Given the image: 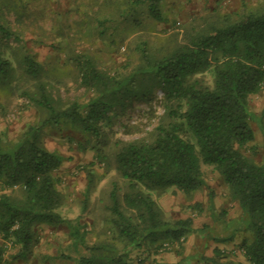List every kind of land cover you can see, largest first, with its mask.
<instances>
[{
    "label": "trees",
    "instance_id": "16d2710c",
    "mask_svg": "<svg viewBox=\"0 0 264 264\" xmlns=\"http://www.w3.org/2000/svg\"><path fill=\"white\" fill-rule=\"evenodd\" d=\"M7 2L10 0H0V84L4 86L10 85L16 71L6 57L4 43L21 40L5 22L2 12L12 5ZM13 2L22 4L23 0ZM163 2L126 0L119 18L139 24V17L146 15L164 22ZM115 22L109 17L99 19V34L105 37L112 29L117 35L120 27L110 25ZM140 53L142 64L123 77L99 70L88 55L73 56L70 62L82 87L94 96L84 105L59 108L40 81L41 64L25 51L18 66L36 81L35 96L30 98L46 118L29 125L13 147L0 146L2 191L20 187L19 195L0 194V237L19 248L11 260L31 250L39 225L70 229L74 242L86 251L75 264H127L131 248L186 239L193 232L192 221L168 222L153 195L181 191L190 197L208 188L201 168L207 165L221 176L229 197L242 211L243 231L250 234L241 244L244 258L248 264H264V162L258 164L243 152L255 141L248 100L264 87V8L246 9L235 16L213 14L189 26L180 43L162 57L154 58L146 45ZM209 72L212 86L203 78ZM158 89L164 92L166 112L161 123L149 139L116 142L111 157L124 187L113 184L108 211L115 239L123 244V250L107 242L89 244L80 223L59 212L64 198L54 174L66 159L45 148L44 129L65 123L100 140L101 124L109 113L121 108L125 100H147ZM92 186L89 171L84 204ZM209 202L213 208L212 191ZM197 208L202 211L200 205ZM11 260L0 246V264H11ZM200 263L237 264L219 248Z\"/></svg>",
    "mask_w": 264,
    "mask_h": 264
},
{
    "label": "rangeland",
    "instance_id": "374dc122",
    "mask_svg": "<svg viewBox=\"0 0 264 264\" xmlns=\"http://www.w3.org/2000/svg\"><path fill=\"white\" fill-rule=\"evenodd\" d=\"M126 0H23L7 2L3 10L6 24L19 33L20 42H5L6 57L12 61L15 77L10 85L0 84V146L13 147L26 128L46 118L32 102L36 81L18 66L25 51L42 66L40 81L46 86L59 108L72 103L86 104L93 92L80 83L70 59L75 55H88L97 68L111 76L123 77L142 64L140 49L146 45L154 58H160L183 39L186 29L213 15H237L246 9L264 8V0H164L161 10L164 22H156L143 15L139 24L124 23L119 18ZM0 8H3L1 6ZM114 18L120 30L117 35L109 29L102 37L97 21ZM3 19V18H2ZM3 19V20H4ZM213 84L212 73L204 77ZM121 108L109 113L101 124L100 140L86 137L81 131L65 123L48 126L43 132L44 146L64 156L66 161L54 174L57 190L64 203L59 209L62 217L80 223L89 244L111 243L119 251L123 244L116 240L108 211L109 193L114 183L124 187L114 169L112 154L116 142L149 139L165 117L164 92L158 89L147 100L128 99ZM253 115L250 121L255 141L243 152L254 162H264V87L248 100ZM208 188L192 196L181 191L166 195H153L168 222L192 221L193 232L180 241H165L156 247L131 248L127 264H201L202 257H213L219 248L237 264H248L241 244L250 234L243 231V215L239 205L232 201L221 176L210 166L202 165ZM92 173L93 186L84 204L88 186V173ZM214 196L210 207L209 192ZM19 195L20 187L2 191ZM202 207V211L197 208ZM232 239V240H231ZM11 258L19 253L12 242L0 246ZM86 251L74 242L66 225L35 228V243L31 250L11 264H75Z\"/></svg>",
    "mask_w": 264,
    "mask_h": 264
}]
</instances>
